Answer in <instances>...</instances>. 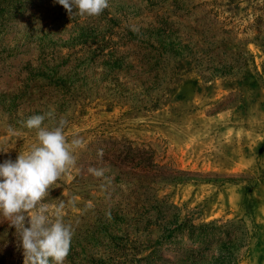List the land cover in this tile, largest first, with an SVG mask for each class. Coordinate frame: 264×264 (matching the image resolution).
<instances>
[{"label": "rangeland", "instance_id": "374dc122", "mask_svg": "<svg viewBox=\"0 0 264 264\" xmlns=\"http://www.w3.org/2000/svg\"><path fill=\"white\" fill-rule=\"evenodd\" d=\"M146 1L109 0L103 14L118 25L137 27L155 10ZM169 1L162 8L170 15ZM178 1L185 8L193 6L189 21L215 16L230 28V42L220 48L230 53L245 45L252 63L243 73L202 78L183 59L174 69L167 97L154 110L115 102L102 90L92 96L85 78L81 80L79 97L67 98L62 112L44 123L51 129L64 118L68 140L76 134L85 141L76 153V168L57 181L45 201L50 211L64 202V221L74 228L64 264H143L161 226L171 219H189L196 225L231 222L242 232L236 236L233 264H264V79L258 75L262 56L251 42H234L251 41L264 31V0ZM35 2L21 5L13 29L34 31L30 14ZM49 5L53 7L45 16L55 12L61 20L49 26L48 37L60 54L75 52L70 67L78 63L84 77L85 28L91 17L69 15L55 0ZM17 65L20 61L15 60L13 68L0 72V162L15 160L37 143L36 130L24 126L19 105L35 100L36 89L24 90L21 98L20 88H7L20 84L14 76ZM14 96L19 100L10 110L8 99ZM90 167L106 168V179L91 175ZM20 239L0 215V264H23Z\"/></svg>", "mask_w": 264, "mask_h": 264}, {"label": "trees", "instance_id": "16d2710c", "mask_svg": "<svg viewBox=\"0 0 264 264\" xmlns=\"http://www.w3.org/2000/svg\"><path fill=\"white\" fill-rule=\"evenodd\" d=\"M34 1L37 2L32 5L30 14L34 31L13 29L15 13L21 5ZM165 1L147 0L148 7L155 10L148 21L137 27L118 25L103 13L98 19L91 17L85 28V76L81 77L78 69L82 67L78 63L70 67L77 59L75 52L60 54L48 37L49 26L61 20L55 12L47 11L50 15L45 16L46 10L53 7L48 6L51 0H0V72L13 68V61H20L14 76L22 88L20 84L7 88H11L10 91L20 88L21 98L24 90L35 88L38 93L33 101H20L23 120L49 111L51 115L46 116L44 123L53 119L62 112L67 98L79 97L84 78L92 96H99L96 90H102L115 102L154 110L167 97L174 69L183 59L193 65L202 78L245 72V66L252 63V55L245 45L237 46L230 53L220 48L221 43L230 42V28H224L215 16L205 15L197 21H189L193 6L185 8L178 0L169 1L173 7L169 15L162 8ZM199 6L204 7L206 3ZM45 18H50V22ZM41 21L46 25L40 27ZM101 24L104 27L98 29ZM243 40L234 42H251L261 52L258 75L264 79V31L251 41ZM64 79L68 82H63ZM17 100L15 96L8 99L10 110H15ZM241 234L240 227L231 222L196 225L189 219H171L161 226L151 243L153 249L142 261L143 264H233V249L238 245L236 236ZM182 237L185 242L181 241ZM216 244L221 245L215 250ZM164 245L166 247L160 250ZM214 250L216 257H213Z\"/></svg>", "mask_w": 264, "mask_h": 264}, {"label": "clouds", "instance_id": "9594fccd", "mask_svg": "<svg viewBox=\"0 0 264 264\" xmlns=\"http://www.w3.org/2000/svg\"><path fill=\"white\" fill-rule=\"evenodd\" d=\"M55 2L69 15L75 12L87 17H99L109 7V0ZM50 115H32L24 121L26 128L36 130L37 143L15 160L0 162V215L20 235L23 264H64L74 236V228L64 221V202L50 211L45 201L57 181L76 168V153L85 147V141L76 134L68 140L65 134L68 122L64 118L48 128L44 121ZM98 155L103 157L102 150ZM106 171L104 167L88 169L94 177L104 179Z\"/></svg>", "mask_w": 264, "mask_h": 264}]
</instances>
